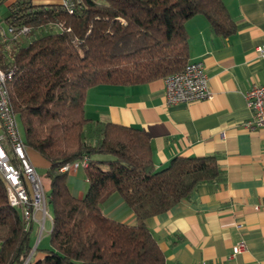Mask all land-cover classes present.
Wrapping results in <instances>:
<instances>
[{
	"label": "trees",
	"instance_id": "16d2710c",
	"mask_svg": "<svg viewBox=\"0 0 264 264\" xmlns=\"http://www.w3.org/2000/svg\"><path fill=\"white\" fill-rule=\"evenodd\" d=\"M8 6L6 21L27 25L29 34L57 26L25 43L11 39L8 51L0 41V68L14 70L9 95L24 142L50 163L42 173L49 182L50 246L44 259L27 264H167L147 219L222 177L218 157L175 156L157 168L146 132L87 117L86 96L97 85L141 84L181 70L189 61L188 19L203 14L217 34L236 31L225 3L81 0L73 13L33 0ZM85 157L88 188L79 197L60 168ZM114 194L132 210L135 224L103 213ZM32 231L11 205L0 172V264L29 258Z\"/></svg>",
	"mask_w": 264,
	"mask_h": 264
},
{
	"label": "crops",
	"instance_id": "0c3cea01",
	"mask_svg": "<svg viewBox=\"0 0 264 264\" xmlns=\"http://www.w3.org/2000/svg\"><path fill=\"white\" fill-rule=\"evenodd\" d=\"M59 3V0H33ZM237 23L236 31L217 34L203 14L186 22L189 60L206 66L211 99L169 104L164 78L146 83L102 84L88 89L87 117L141 127L150 137L157 168L175 156L215 154L222 177L204 182L169 210L151 216L147 224L166 254L167 264H264V127L248 124L252 111L245 92L264 83V0H223ZM28 155L42 174L49 161L28 147ZM75 195L88 188L84 168L69 172ZM114 219L135 224L132 210L114 194L102 204ZM41 217V215H40ZM31 260L44 259L50 246L52 219L32 223ZM240 241L245 248L233 252Z\"/></svg>",
	"mask_w": 264,
	"mask_h": 264
},
{
	"label": "built area",
	"instance_id": "2783aa9c",
	"mask_svg": "<svg viewBox=\"0 0 264 264\" xmlns=\"http://www.w3.org/2000/svg\"><path fill=\"white\" fill-rule=\"evenodd\" d=\"M80 1L59 0V3L69 13H73ZM7 30L13 38L25 36L30 32V28L25 24H9ZM257 50L264 56V43L257 46ZM13 74V69L0 68V172L6 180L11 205L20 208L27 227L34 221H39L37 214H41L42 221L39 223L42 232L45 220L52 219L49 196L41 173L28 155L18 116L10 101L9 82ZM164 82L166 100L169 104L191 103L213 97L202 59L189 60L181 70L167 75ZM245 100L252 111V118L248 124L254 129L264 127V83L255 84L248 89L245 92ZM87 165L88 160L85 157L66 163L60 169L71 172ZM244 248L245 243L240 241L233 247V252L238 253ZM32 254L33 252L23 264L30 261Z\"/></svg>",
	"mask_w": 264,
	"mask_h": 264
},
{
	"label": "rangeland",
	"instance_id": "374dc122",
	"mask_svg": "<svg viewBox=\"0 0 264 264\" xmlns=\"http://www.w3.org/2000/svg\"><path fill=\"white\" fill-rule=\"evenodd\" d=\"M12 1L13 0H0V41L1 42H5L4 43V48L7 51L10 50V48H11V43L12 42L10 40L14 39L13 35L8 33L7 27L9 25V23L6 21V17H7V15L10 12L8 4L10 2H12ZM52 29L56 30L57 26L54 25V26L40 28L37 31H35L33 34L32 33H30V34L28 33V35H26V36H20L19 38H17V39L15 38V39L20 41V42H22V43H25V42L31 40L34 36L43 34L46 31H50ZM42 178H43V182H44V185H45V189L47 190L48 187H49L48 179H46L44 175H42ZM40 215L41 214H37L39 219L42 221V218L40 217ZM43 231H44V229H43ZM43 231L41 232V229H40L39 239H40V236L43 234ZM33 250H36L35 246H34Z\"/></svg>",
	"mask_w": 264,
	"mask_h": 264
}]
</instances>
